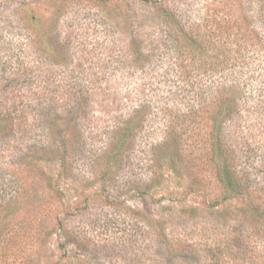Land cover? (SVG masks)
<instances>
[{"label": "rangeland", "instance_id": "rangeland-1", "mask_svg": "<svg viewBox=\"0 0 264 264\" xmlns=\"http://www.w3.org/2000/svg\"><path fill=\"white\" fill-rule=\"evenodd\" d=\"M0 264H264V0H0Z\"/></svg>", "mask_w": 264, "mask_h": 264}]
</instances>
